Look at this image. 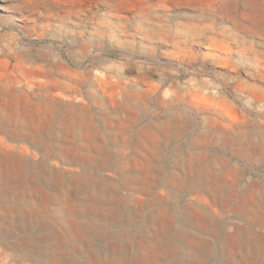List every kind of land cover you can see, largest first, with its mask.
Wrapping results in <instances>:
<instances>
[{
	"label": "rangeland",
	"instance_id": "rangeland-1",
	"mask_svg": "<svg viewBox=\"0 0 264 264\" xmlns=\"http://www.w3.org/2000/svg\"><path fill=\"white\" fill-rule=\"evenodd\" d=\"M0 86V264H255L264 0H0Z\"/></svg>",
	"mask_w": 264,
	"mask_h": 264
},
{
	"label": "bare ground",
	"instance_id": "bare-ground-1",
	"mask_svg": "<svg viewBox=\"0 0 264 264\" xmlns=\"http://www.w3.org/2000/svg\"><path fill=\"white\" fill-rule=\"evenodd\" d=\"M202 173L203 172L200 169L198 173H191L192 175L187 176V178H203ZM202 189L208 191L209 188L207 186H204V188ZM263 194H264V188H263ZM248 196L249 199L246 200L243 204L244 215L247 217L248 222L250 221L251 223H256L260 221V219H262V217L260 218L259 216H257V212L262 211L264 213V199L262 203L257 204L256 200L254 199L255 196L253 195V192H250ZM261 223H263L262 225L264 226V217ZM227 227L228 225H226L225 228L222 227V225L219 228L216 226L215 228L217 232L216 241L222 243L224 242V240L227 239L226 241L232 242L233 244H238L239 247L241 248L239 249L237 247L240 254L249 259H252L253 262L256 264L258 257H255L254 254L255 255L259 254L260 256L261 255L264 256V239L262 240L261 237L256 233L250 231H243L240 229H237V231L234 230L233 233L230 232L231 233L230 236H224L223 232H225V229H227ZM221 255H222V251H221Z\"/></svg>",
	"mask_w": 264,
	"mask_h": 264
},
{
	"label": "crops",
	"instance_id": "crops-1",
	"mask_svg": "<svg viewBox=\"0 0 264 264\" xmlns=\"http://www.w3.org/2000/svg\"><path fill=\"white\" fill-rule=\"evenodd\" d=\"M189 12V13H186ZM192 9L181 7L172 10L169 16L173 15H191ZM128 16H132L130 22H137L141 20L140 15H133L128 12ZM169 17V18H171ZM137 39H142L141 35H137ZM205 49V48H204ZM27 85H25L26 87ZM23 87V86H22ZM10 88V87H9ZM8 86H0V97L5 98L0 102V132L6 131H27V98L22 97L21 99L16 97L15 89H9ZM219 100L225 105H229L231 99L227 95L218 96ZM26 100V101H25Z\"/></svg>",
	"mask_w": 264,
	"mask_h": 264
}]
</instances>
